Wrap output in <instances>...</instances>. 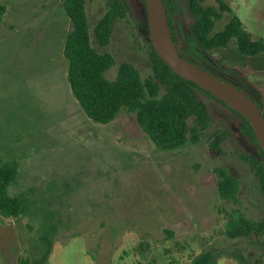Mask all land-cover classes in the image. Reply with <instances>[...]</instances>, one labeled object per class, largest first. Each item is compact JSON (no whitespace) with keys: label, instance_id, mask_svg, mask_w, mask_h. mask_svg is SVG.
Returning <instances> with one entry per match:
<instances>
[{"label":"rangeland","instance_id":"1","mask_svg":"<svg viewBox=\"0 0 264 264\" xmlns=\"http://www.w3.org/2000/svg\"><path fill=\"white\" fill-rule=\"evenodd\" d=\"M173 1L183 46L193 17L185 0ZM225 1L231 11L213 33L236 14L253 38L264 37V0ZM85 2L93 45L115 59L106 76L114 78L124 61L151 75L134 0L136 16L116 20L106 45L94 35L106 0ZM71 27L63 0H0V162L15 165L9 193L22 200L19 217L0 214V264L38 257L45 231L53 237L46 264H190L204 249L217 253V264H243L238 254L264 264V238L224 233L232 204L216 189L214 167L222 165L240 178V208L264 218L259 178L236 133L239 117L200 93L211 125L197 142L176 149L158 147L133 112L92 121L67 79L63 48ZM208 52L260 90L264 112V52L244 54L235 40ZM217 135L220 149L212 143Z\"/></svg>","mask_w":264,"mask_h":264},{"label":"trees","instance_id":"2","mask_svg":"<svg viewBox=\"0 0 264 264\" xmlns=\"http://www.w3.org/2000/svg\"><path fill=\"white\" fill-rule=\"evenodd\" d=\"M185 1L193 16V46H188L189 50L202 55L201 53L208 49L222 47L235 40L239 51L244 54L264 52V37L253 38L236 14L230 17L222 29L212 32L215 22L221 19L225 12L231 11L225 0H214L215 4L209 5L203 4L205 0ZM163 2L172 37L176 42L173 16L178 10L173 0ZM85 3V0H63V8L72 23L63 48L67 60V79L73 96L85 114L94 122L107 123L122 110L133 112L136 122L158 147L176 149L188 142H197L200 135L211 125V113L201 100L200 93L210 96L239 117V130L263 156L258 159L245 152L258 175L264 194V152L249 120L194 81L176 73L159 55L150 40L148 54L152 67L151 75L142 77L133 63L124 61L120 63L114 78L107 77L106 71L115 63V59L110 52L100 51L93 45ZM128 13L136 16L129 0H106V11L94 27V35L100 45L109 42L116 20ZM137 21L144 23L139 17ZM180 53L198 63L195 54H185L181 50ZM198 64L202 66L201 63ZM237 85L255 99L249 85ZM222 137L217 135L213 139L214 147L220 149L219 140ZM214 170L217 174L216 189L219 196L232 204L231 209L225 213L224 233L230 238H246L255 234L264 237V218L254 219L239 206L240 178L222 165L215 166ZM16 173L15 165L0 162V214L4 217L17 218L22 213V200L9 193V186ZM50 234L45 231L40 236L43 246L38 257L23 255L19 257L17 264H46L53 245V237ZM236 256L243 264H254L248 262L243 254ZM217 257V253L212 249H204L192 257L190 264H217Z\"/></svg>","mask_w":264,"mask_h":264},{"label":"water","instance_id":"3","mask_svg":"<svg viewBox=\"0 0 264 264\" xmlns=\"http://www.w3.org/2000/svg\"><path fill=\"white\" fill-rule=\"evenodd\" d=\"M137 2V5L135 4ZM138 16H144L149 39L159 55L180 76L194 81L230 107L243 114L250 122L257 141L264 152V116L259 105L241 88L196 62L184 57L175 43L163 0H134ZM139 8V9H138ZM239 142L258 159L262 155L237 130Z\"/></svg>","mask_w":264,"mask_h":264},{"label":"flooded vegetation","instance_id":"4","mask_svg":"<svg viewBox=\"0 0 264 264\" xmlns=\"http://www.w3.org/2000/svg\"><path fill=\"white\" fill-rule=\"evenodd\" d=\"M136 5H137V2L135 3ZM139 9V8H138ZM191 13V12H190ZM177 14V13H176ZM176 14L173 16V23H174V17L176 16ZM192 15V14H191ZM139 18H142V20H143V22L144 23H139V26H140V31H141V33H143L142 35L144 36V38L146 39V41H147V43H148V41H149V39H147V34H148V32H147V26H146V21H145V19H144V16H143V14L142 15H140V16H138ZM193 17V16H192ZM218 21V20H217ZM175 26V25H174ZM191 32H192V30H191ZM176 33V32H175ZM176 37H177V39H176V44H177V46H178V48H179V50H181V51H183V53H185V54H195L197 57V59H198V63H201L202 64V66H204V67H206V68H208V69H210V70H213L214 72L213 73H215V74H218V75H220V76H222L223 78H225V79H227V80H232L231 82L232 83H234V84H240L241 86H243V84L245 83V84H247V85H249L250 86V88L252 89H250V88H248L249 90H251L250 92L255 96V99H253L245 90V92L259 105V107L261 108V111H262V114L264 113L263 112V110H262V103H261V93H260V90L257 88V87H255V86H253L252 84H250V83H247L244 79H243V77L242 76H240V74H238L237 73V71H235L233 68H228V67H224L219 61H217V60H215L211 55H210V53L208 52L209 51V49L208 50H206L205 52H202L201 54L202 55H199V54H196L195 52H193V51H191V50H189L188 48V46H193V44H192V37H193V33H192V35L191 36H186V35H183V40H184V43H183V46H180V44H179V42H178V36H177V34H176ZM198 50V49H197ZM239 50V49H238ZM199 51V50H198ZM207 69V70H208ZM209 70V71H210ZM229 80V81H230ZM238 86V85H237ZM239 87V86H238ZM239 88H241V87H239ZM242 89V88H241ZM243 90V89H242ZM264 116V115H263ZM243 135V134H242ZM244 136V135H243ZM245 137V136H244ZM246 138V137H245ZM239 141V140H238ZM248 141V140H247ZM250 144V143H249ZM243 146V145H242ZM245 149V148H244ZM258 238H257V240H259L261 237L258 235V234H255ZM262 238H264V237H262ZM262 260L259 258V257H257L256 258V262L257 263H254V264H262V263H260Z\"/></svg>","mask_w":264,"mask_h":264}]
</instances>
